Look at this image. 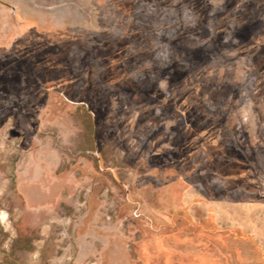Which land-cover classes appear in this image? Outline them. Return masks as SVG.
Masks as SVG:
<instances>
[{"label":"rangeland","instance_id":"374dc122","mask_svg":"<svg viewBox=\"0 0 264 264\" xmlns=\"http://www.w3.org/2000/svg\"><path fill=\"white\" fill-rule=\"evenodd\" d=\"M200 23L187 0H0V264H264V76ZM123 43L129 89L103 72ZM38 46L67 48L64 93L36 79ZM177 60L203 131L182 149L179 118L138 90L167 94Z\"/></svg>","mask_w":264,"mask_h":264},{"label":"crops","instance_id":"0c3cea01","mask_svg":"<svg viewBox=\"0 0 264 264\" xmlns=\"http://www.w3.org/2000/svg\"><path fill=\"white\" fill-rule=\"evenodd\" d=\"M194 1L187 0V8L190 9L192 18L198 19L201 22V37H204L208 41L213 38L219 47L232 46L237 51L248 53L253 66L260 69L257 73L264 76V36L262 34L263 27L260 20L261 12L264 8V0H224L222 8L213 13L209 12L204 0H196L200 1L202 6V11L199 16L198 12L193 8ZM188 3H191L190 7H188ZM205 44H208V42L201 43V47H204ZM184 49L187 50V48ZM258 57L263 58L262 61H258ZM205 196L208 197L207 192ZM206 199L208 200L209 198ZM165 211L170 214L172 209L168 208ZM257 235L259 236V234ZM258 236L255 239L259 238ZM257 241V244L259 246L261 245L264 249V246H262L264 244L261 240L257 239ZM255 248L258 249V247ZM262 254L264 253H260V255ZM205 256L206 259L203 258V260L208 264H220V258L222 260L225 259L224 250L218 253L216 258L214 257L216 260L211 259L210 261L209 257L211 256L208 254Z\"/></svg>","mask_w":264,"mask_h":264},{"label":"flooded vegetation","instance_id":"af4514ba","mask_svg":"<svg viewBox=\"0 0 264 264\" xmlns=\"http://www.w3.org/2000/svg\"><path fill=\"white\" fill-rule=\"evenodd\" d=\"M223 3H224V0H223ZM193 8L198 12V16H199L201 14V11H202V6H201L200 1H196L195 0L193 2ZM124 12L129 13V10H127V11L123 10V13ZM263 15H264V8H263V10L261 12L262 18L260 16L261 23H263V26H262L263 27V33L262 34L264 36ZM121 39H122V41H123V39H127L126 34L123 35ZM59 44L62 45L61 43H59ZM107 44H110V45L113 44L111 38L109 39ZM172 45H173V51H175L176 53H182L183 52L182 51V50H184L183 46L179 47L177 45V43L174 44V42H173ZM120 46H121V48L119 49V54H117V55L113 54L115 56L114 59H111V58L106 59L107 65H106V67H103L104 68L103 72L106 73L107 80H109L110 82L112 80H114V79L118 80L119 78H121V79L123 78L122 80H124V83L126 84V87L129 89L130 84L131 85L132 84H134V85L136 84V86H138V84H137V82H135L133 80H131V82L129 83L130 80L129 81L127 80L128 77L126 76V78H125L124 70H123V68H121V62L119 63L120 67H116L118 65V62H117L118 60L115 61L116 57L118 55H119V57H121V55L123 54L122 52H125L126 44L123 43ZM176 46H178V47H176ZM64 49L66 51H64L65 55H64V58L62 60H69V59H67L68 50H67V48H64ZM238 52L242 53L240 51H238ZM110 56L112 57V55H110ZM62 60L59 62L60 63L59 66L61 68L65 69L64 65L62 64L63 63ZM65 65L68 67L69 71H71L70 62H68V64H65ZM179 68H180V65L178 64V60H177L174 63V71L169 73V78H167L168 79V81H167V90H168L167 94H165L164 92H161V91L155 92L154 87L152 86V83L144 85V87L141 86V87H139L138 90H140L142 92L143 97L150 98L152 101L156 100V102H158V103H162L166 107V109L171 114L174 115V117H178L179 118L178 119V123H182L183 125H182V128L179 131L180 134H178V137H180V135L182 134L181 132H183L185 134V136H184L185 140L183 141L184 144L181 145V147L179 146L180 149H182L184 145L185 146L187 145V141H188L186 139L187 138V133H189V135L191 133H194V134L198 135V134L202 133L203 131L196 130V128L194 127V124H192L190 122V120L186 119L187 118V114H186L187 111L189 109H192L189 106L190 103H188V100H187L188 96L189 95L190 96H192V95L195 96L194 93L197 91V87L196 86H198V84H194V83L190 82V80H189V77H190L189 74L191 73L190 69H188V68L179 69ZM130 87H133V85L130 86ZM54 91L63 92L64 93V91H62V90H56L55 89ZM191 98H193V97H191ZM165 100H167V102H165ZM169 103L172 106H174V107L171 106L172 108H170L168 106ZM199 105H200V108H201L202 104H199ZM202 126L203 125H201L200 129L202 128ZM204 133H206V132H204Z\"/></svg>","mask_w":264,"mask_h":264},{"label":"trees","instance_id":"16d2710c","mask_svg":"<svg viewBox=\"0 0 264 264\" xmlns=\"http://www.w3.org/2000/svg\"><path fill=\"white\" fill-rule=\"evenodd\" d=\"M38 48L40 50H42L41 51V54H42L41 57L42 58L46 57V60H47V62H46L47 66L44 67L42 72L39 71V73L35 75L36 79L38 80V82L40 83L42 88L55 90L54 85L55 84L57 85L60 82H63L62 85L65 86L66 85L65 79L69 78V77H71V79H69L68 84H71L72 82L75 81L76 76L74 74H72V72L69 71V69L68 70L67 69H63V68H61L59 66V64H60L59 62L61 61L60 56L62 58H64V55H65L64 51L63 52L59 51L58 53L56 52V55L50 57L51 51H47L45 46L44 47L38 46ZM34 60L32 61V66H34L37 63L36 62L37 59L35 61ZM58 90H60V89H58ZM165 102H167V100H165ZM169 104H168V106L170 108L174 107L171 104L170 105ZM218 129H216L214 131L213 130H207V132L204 133V135L208 136V138H205L203 136L204 139H206V140L208 139L209 142H210V139H211V141L214 142V140H215L214 137L220 133ZM201 140L203 142V138L202 137H201ZM217 145H218V148L219 147H224V144L222 142H219Z\"/></svg>","mask_w":264,"mask_h":264},{"label":"built area","instance_id":"2783aa9c","mask_svg":"<svg viewBox=\"0 0 264 264\" xmlns=\"http://www.w3.org/2000/svg\"><path fill=\"white\" fill-rule=\"evenodd\" d=\"M263 22H264V15H263Z\"/></svg>","mask_w":264,"mask_h":264}]
</instances>
